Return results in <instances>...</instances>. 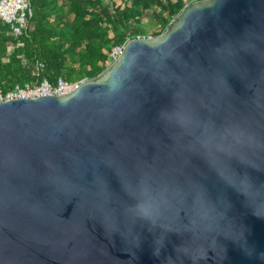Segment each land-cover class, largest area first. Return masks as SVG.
I'll return each mask as SVG.
<instances>
[{
	"label": "water",
	"instance_id": "water-1",
	"mask_svg": "<svg viewBox=\"0 0 264 264\" xmlns=\"http://www.w3.org/2000/svg\"><path fill=\"white\" fill-rule=\"evenodd\" d=\"M0 264H264V0L0 103Z\"/></svg>",
	"mask_w": 264,
	"mask_h": 264
},
{
	"label": "trees",
	"instance_id": "trees-1",
	"mask_svg": "<svg viewBox=\"0 0 264 264\" xmlns=\"http://www.w3.org/2000/svg\"><path fill=\"white\" fill-rule=\"evenodd\" d=\"M193 1L31 0L33 18L27 34L15 39L9 35L11 27L0 22L3 93L35 81L55 85L63 79L76 84L96 78L108 66L114 47L138 37L161 35ZM151 17L157 21L155 28H160L157 32L145 27ZM38 62L45 68L36 76Z\"/></svg>",
	"mask_w": 264,
	"mask_h": 264
},
{
	"label": "built area",
	"instance_id": "built-area-1",
	"mask_svg": "<svg viewBox=\"0 0 264 264\" xmlns=\"http://www.w3.org/2000/svg\"><path fill=\"white\" fill-rule=\"evenodd\" d=\"M32 18L33 9L31 0H0V22H4L11 27L9 35L13 36L15 39H19L27 34ZM125 45L126 44L119 45L112 49L108 65L123 53ZM24 65H27V61H24ZM44 68L45 65L38 62L35 66L34 75L39 76ZM77 85L78 83H69L63 79H59L55 85H52L48 80L42 82L35 81L27 84L25 87L17 85L15 89L10 91L7 95L3 93L0 86V103L15 99H29L69 93L73 91Z\"/></svg>",
	"mask_w": 264,
	"mask_h": 264
},
{
	"label": "rangeland",
	"instance_id": "rangeland-1",
	"mask_svg": "<svg viewBox=\"0 0 264 264\" xmlns=\"http://www.w3.org/2000/svg\"><path fill=\"white\" fill-rule=\"evenodd\" d=\"M156 23H157V21L154 18L151 17V18H149V19H147L145 21V27L151 33L152 32H157V31L160 30V28L159 27L155 28L154 24H156ZM151 37H153V36H151Z\"/></svg>",
	"mask_w": 264,
	"mask_h": 264
}]
</instances>
